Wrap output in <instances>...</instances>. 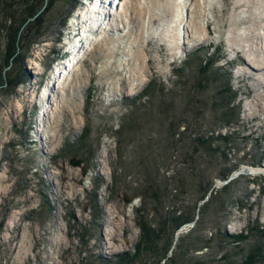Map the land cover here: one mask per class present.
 <instances>
[{
    "label": "rangeland",
    "instance_id": "rangeland-1",
    "mask_svg": "<svg viewBox=\"0 0 264 264\" xmlns=\"http://www.w3.org/2000/svg\"><path fill=\"white\" fill-rule=\"evenodd\" d=\"M93 1L92 17L114 12L110 0H0V264H120L136 250L141 220L166 231L133 264H168L164 252L175 264H244L254 238L241 250L234 237L264 227V173L243 172L264 164V79L258 84L261 74L242 61L264 57L262 0L241 9L235 0H199L193 28L190 0H177L182 18L178 5L171 14L157 0H134L142 17L134 21L132 4L114 15L116 25L98 35L100 52L84 55L46 108L42 89L73 54L70 24L85 20ZM45 6V21L30 26ZM234 15L244 23L218 21ZM81 19L75 36L89 23ZM13 25L25 54L8 63ZM201 69L211 81L198 87ZM202 137H213L211 150L197 144Z\"/></svg>",
    "mask_w": 264,
    "mask_h": 264
},
{
    "label": "bare ground",
    "instance_id": "bare-ground-1",
    "mask_svg": "<svg viewBox=\"0 0 264 264\" xmlns=\"http://www.w3.org/2000/svg\"><path fill=\"white\" fill-rule=\"evenodd\" d=\"M137 1L139 2V0H137ZM157 1L159 2V5H161V6L166 5L168 7V9L170 7V10L169 11H170L171 14H173V11L175 10L174 5H178V8H180V16H181V18L183 17V11H184V7L185 6L181 5V3H179V2L177 3V0H172V1L171 0H165V2H162V1H159V0H157ZM190 1H192L191 2V6H193V7L191 8V12H190V16H189V18L191 20H190V22H189L188 25L193 28V26L195 25V23H197V17H198V15H196V13H198L200 6L198 4V1L199 0H190ZM207 2H208V0H207ZM252 2L250 1V4ZM109 4H110V6L112 4L111 10L114 11L115 13L118 12L117 14H115L112 11H111L112 13H110L109 11L105 13V10L101 9V11L104 12V13H101L99 11L100 14H97L96 16L92 17L91 16V12L89 10V7L90 6H92V8L93 7H97L96 2L93 1L88 6V10H87V7H84L83 11L87 10L88 11L87 12V15L88 16H85L82 13V15L85 18L86 17L87 18L85 20L84 19H81V18L80 19H81L82 22H86L87 20H89V23H84V25L82 26L83 27V30L81 29V34L78 35V36H75V34H76L75 31L77 32L76 25L78 24L77 21L80 23V19L77 18L76 16H75L76 18L74 17L75 20L73 21L72 24H70L71 28L73 29L72 31H73L74 36H73L72 39H69L68 41H66V43L70 47H74L73 48V54H71V56H68V59L66 60L65 63H63L62 65H59L58 67H56L57 70L54 72V76L50 80L46 81V83H45V85H44V87L42 89V93H41L42 101L44 100L43 102H45L44 107H46V105H48V102H52L53 101V98L58 97V96H55V94H57V88L64 89V84L68 81L69 76L70 75L73 76L74 73L76 72L77 65L85 62L84 55L88 54V55L91 56V58L97 56L96 55L97 52L99 53L100 50H101V45H99L100 42L98 40V35L101 34V32H104V31L108 30L109 27H110V30H112L111 29L112 28L111 26L112 25L113 26L116 25L115 22L113 21V16L114 15L117 16L118 14H121L122 11H124V10L126 11L127 8L129 7L128 4H132L133 7L136 8V15L133 17L134 18V21H135V19L137 20L138 18L142 17V7H141V4H138L137 2H134V0H112V1L110 0V3ZM231 4H232V7L234 9H241L243 6L249 5L248 4V0H235ZM257 4H258L257 2L256 3L254 2V4H253L254 5V8H259L257 6ZM261 5H262L261 8H263L264 7V0H262ZM147 7H145V8L148 10ZM226 8L224 7V9H226ZM252 8L253 7H251V10H252ZM224 9H221V11H224ZM259 13H264V10L260 11ZM111 14H112V16H111ZM130 17H132V14H130ZM257 17H258V15H255V14L252 16V19H254V21H255L254 24H253L255 27H258L257 24H256L258 22ZM263 17L264 16H262V18ZM117 21H120L121 22V21H123V19L120 18ZM218 21L221 23V26H223V27L230 26L232 24L244 23V20L243 19L239 20L237 18V16H235V15L234 16H231L228 20H225L223 17L220 16V17H218ZM173 24H174V20H173V18H171V24L169 25L171 27V29H170L171 33H173V31H176V28L173 29V27H174ZM118 27L119 26L117 25L116 28L119 29ZM259 28H261V26L258 27V28H255V29L258 30ZM86 29H88V31H89L88 34L86 32H84ZM190 32H191V34H188L187 36H190L191 38L195 37V35H196L197 32L195 30L193 32V29L190 30ZM253 37H254V34H253ZM231 40H232V42H235V40L233 38ZM93 44L95 45L94 46V49H91V47L93 46ZM256 60H258V59H256ZM242 61L244 62V64L246 63L245 65L248 67V69H250V71H248V73L252 71L255 75L261 74V75H259L256 78V80L258 81V84H259L262 81V79H264V57L262 59H260L259 61H246L243 58H242ZM88 71H90V70H88ZM78 73L80 75L77 76V79L80 80L82 74L79 71H78ZM239 75L241 77V74H239ZM72 82H73V80L70 81V83H72ZM138 91H139V89H138ZM41 112L43 114V111H41ZM250 112H247L246 113L247 114V120H251L253 117L254 118L256 117V115H254V114H252ZM50 115H51L52 118L55 116L52 113ZM41 121H43V118L41 119ZM59 125H60L59 123H57L55 121L53 122V126H56L58 130H60ZM105 153H106L105 150L102 151L100 153V156H105ZM246 170H248V172H250L252 174L264 173V164H261L260 166H249L248 168H246ZM107 184H108L107 183V179H105V182L101 186V189L100 190L104 192V190L107 187ZM128 206L131 209L134 206V203L131 202ZM121 224H120V226H121ZM241 226H242V224L240 225V227ZM121 228H123V226H121ZM121 231L123 232L122 229H121ZM114 236H118V233H116V231L111 233L110 238H112ZM134 239H135V236L134 237L132 236V237H130L129 240H134Z\"/></svg>",
    "mask_w": 264,
    "mask_h": 264
},
{
    "label": "trees",
    "instance_id": "trees-1",
    "mask_svg": "<svg viewBox=\"0 0 264 264\" xmlns=\"http://www.w3.org/2000/svg\"><path fill=\"white\" fill-rule=\"evenodd\" d=\"M42 2H43V0H42ZM29 8H31V7H29ZM28 8V10H27V16L28 17H33L34 16V13L37 11L35 8H31V9H29ZM38 8V7H37ZM39 8H40V6H39ZM47 8V6H45V8L40 12V14H39V16L38 17H36V18H34L35 20H33V21H31V22H29V25L30 26H33V27H36V28H39V25L40 24H42V21H45V19H44V13L47 11H45L44 12V10ZM13 10H12V8L11 9H7L6 10V15L7 14H9V15H7V16H11V17H14V15H13ZM25 17V16H22L20 19H18V21L21 23L20 25H22V23L23 22H25V20L26 19H28V17ZM15 18V17H14ZM17 19V18H16ZM16 21V20H15ZM39 21H41V22H39ZM37 22H39V24L37 23ZM20 25L19 26H17V25H13L12 26V28H14V30H15V32H14V34H13V36H12V46H11V48H10V51H9V57H8V63H9V61H10V57L12 56V55H15L14 57H20V58H22L23 57V55L25 54V51H21L22 50V48H23V46L21 45V42H23V39H24V35H22V34H20L19 36H17V34H18V31H19V27H20ZM38 33V32H37ZM32 40V39H31ZM31 40H28V41H31ZM35 40V39H34ZM34 40H32V42L34 41ZM28 47V46H27ZM208 64L209 63H207L206 64V67L208 66ZM202 71V72H201ZM201 71H200V74H199V78H198V80H197V86L198 87H200V86H203L202 84H204V83H207L208 81H211L210 80V77L208 76V74H206V70L205 69H201ZM203 75H205V76H203ZM19 76H20V74H19ZM1 77H3V79H4V76L2 75V72H0V80H1ZM201 81H203V82H201ZM199 82V83H198ZM4 83H5V80H4ZM1 85H4V84H1ZM226 86H228L227 84H226ZM227 89V90H226ZM225 90L226 91H228V88H226L225 87V85H224V87L223 86H221V91H218V93L220 94V95H222L221 93H223L224 94V92H225ZM214 104H216V103H214ZM237 114V116H238V113H236ZM224 136H222V135H220L218 138H222V139H224V140H226L228 137H224ZM212 138L213 137H211V138H207V137H202V138H197V139H195L196 141H197V144L199 145V146H202L203 147V145H205V149L206 150H211L210 148L212 147ZM215 138H217V137H215ZM228 140V139H227ZM231 170V168H227V171L225 172V174L224 175H229L230 174V171ZM149 186V185H148ZM227 187L228 186H225V187H223V188H225V189H227ZM153 191V189L152 190H150V192L151 193H153L152 192ZM143 200V199H142ZM208 208V204H206L205 206H204V208H201L200 210H202L203 211V213H204V210L205 209H207ZM141 217V216H140ZM182 216L180 215L179 217H177L176 219H175V221H176V224L174 225V230H172L171 231V233L172 232H174L175 233V231L178 229V227L180 226V225H182L183 223H185V222H189V221H192L193 220V216H192V214L190 213V215H187L186 214V216L184 217V218H181ZM141 219V218H140ZM196 224H198V222H195ZM163 224V223H162ZM164 225V224H163ZM139 228H140V230H141V234H140V241H138V243L135 245L136 246V250H135V252L132 254V255H127V254H122V255H120L121 257L119 258V261H120V264H133L132 262H134V260L136 259V258H138L140 255H141V253H142V251H143V247H145L146 249H149V250H151V251H154V250H156V247H155V245H157V243H158V239L160 238V236H161V234H163L166 230L163 228V226H160V228L159 229H157V230H155V228H152V227H149V223L145 220H141L140 222H139ZM264 227H260V226H258V225H254V226H247V229H246V233L245 234H239V236H236V237H234V240H235V242H238L237 243V246L242 250L243 249V247H241L240 246V244L242 243V242H245V241H247V240H250L251 238H254V240H253V243H251V244H249V246H248V248H249V250L247 251V253H246V251L243 249V252H245V257H244V260H243V262H244V264H255L256 262H258V261H261V262H264V259L263 260H261L262 258H264ZM174 233H172V234H174ZM261 233H263V234H261ZM159 237V238H158ZM158 238V239H157ZM173 239V236H171V238H170V241ZM157 242V243H156ZM208 240H206L205 241V244L203 245H199V246H196L194 249H192V250H199V249H201L202 247H204V248H207L208 247ZM163 255H164V258L166 259V260H168V264H175L174 262H172V258H171V256H168L167 257V254H166V252H164L163 253ZM165 260V261H166Z\"/></svg>",
    "mask_w": 264,
    "mask_h": 264
},
{
    "label": "water",
    "instance_id": "water-1",
    "mask_svg": "<svg viewBox=\"0 0 264 264\" xmlns=\"http://www.w3.org/2000/svg\"><path fill=\"white\" fill-rule=\"evenodd\" d=\"M71 161L73 162V164H76V165H79V164H80V160H79V159H72ZM84 169H85V168L83 167V169H82V170H83V171H82L83 174L85 173ZM243 172H248V170H246V168L244 167V171H243ZM125 200L128 201L129 199H127V197H126Z\"/></svg>",
    "mask_w": 264,
    "mask_h": 264
}]
</instances>
